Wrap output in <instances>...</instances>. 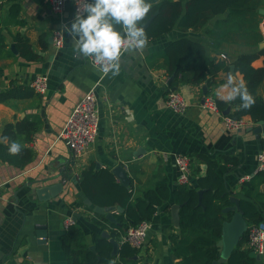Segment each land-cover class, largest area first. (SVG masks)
Instances as JSON below:
<instances>
[{"label": "crops", "instance_id": "0c3cea01", "mask_svg": "<svg viewBox=\"0 0 264 264\" xmlns=\"http://www.w3.org/2000/svg\"><path fill=\"white\" fill-rule=\"evenodd\" d=\"M260 1V9L264 10V0ZM12 4L19 6L18 23H11L8 16ZM183 11L182 4L180 14ZM74 16L73 0H67L59 15L50 10L47 0H0V29L7 50L11 52V56L0 58V91L7 90L11 81L29 86L36 77H45L48 83L43 95L0 103V136L8 123L26 117L38 121L31 139L23 142L19 138L18 141L32 151L30 163L19 169L0 160V264H68L60 243L67 219H71L81 231L84 244L89 248L93 246L95 249V238L99 237L114 240L119 252L123 236L111 237L109 224L113 223L103 217L108 224L101 227L97 224L100 218L92 211L93 206L89 210L84 204L88 198L82 192L79 180L81 172L88 168L111 171L122 165L130 180L132 203L146 190L154 188L161 178L167 180L172 194L179 186L174 164V156L178 154L194 158L187 184L193 187L206 171L205 165L197 162V155L221 158V163L227 156L234 157L237 164L227 165L225 185L231 196L239 200L237 193L244 182L240 179L248 181L258 172V158L262 152L260 143L264 137L262 134L257 137L251 130L259 121L254 122L245 116L242 118L243 128L227 130L219 115L200 108L202 96L207 94H203V84L185 83L173 87L161 52L172 41L187 37L200 42L208 57L224 62L229 72L238 73L234 71L237 57L257 51L263 41L264 15L259 24L262 40L257 46L239 41L233 33L222 39V31L216 24L224 15L205 16L195 28L181 29L172 25L167 34L149 41L142 53L124 54L117 76H104L88 59L75 55L67 33L60 48L56 49L50 42L53 32L60 30L63 24L70 25ZM17 36L26 38L32 52L42 59L27 61L20 57L13 46V38ZM252 65L262 67L263 58L259 57ZM229 72L219 71L214 78L216 85L206 88L215 101H221L216 90L226 82ZM183 76L190 80L193 72L187 71ZM91 88L98 97L97 136L85 154L75 157L74 166H71L66 160L72 156L71 150L56 137L75 104ZM173 89L188 105L184 114L167 108L166 97ZM258 93L264 99V80ZM70 169L75 182L70 178L66 180L61 192L48 201H38L28 186L36 180L68 173ZM56 182L58 179L48 183ZM259 193L264 195V184L259 186ZM172 205L177 203L171 196L148 222L146 243L137 250L133 258L135 264H178L179 259L173 255L170 241V236L177 234L179 228L174 226L171 218ZM118 213L113 212V216ZM39 226L47 233L45 243H40L41 239L36 237ZM102 232H106L109 238H103ZM241 249H246L245 243ZM118 252L112 254L113 260L108 264H121ZM254 264H264V254L258 261L254 260Z\"/></svg>", "mask_w": 264, "mask_h": 264}, {"label": "trees", "instance_id": "16d2710c", "mask_svg": "<svg viewBox=\"0 0 264 264\" xmlns=\"http://www.w3.org/2000/svg\"><path fill=\"white\" fill-rule=\"evenodd\" d=\"M150 2L153 9L146 20L155 12L157 15L146 28L149 41L167 34L172 25L181 29L195 28L205 16L211 18L223 15L224 18L216 24L222 31V39H227L228 33H233L234 38H238L239 41L255 46L262 40L259 32V24L263 18V14L259 12L260 0H177V2L150 0ZM182 4L184 11L180 14ZM18 14L19 6L12 4L8 13L11 23H18L16 20ZM1 32L0 29V58L11 56ZM13 46L17 54L27 61L42 59L32 52L26 38L18 36L13 38ZM161 55L166 62L168 76L172 77L173 87L191 83L203 84L208 89L216 85L214 78L219 71L229 72L224 62L215 61L206 55L205 48L200 42L187 37L172 41L163 49ZM259 57L263 58V66L255 68L252 63ZM187 71L193 72L190 80L183 76ZM234 71L243 76L255 98V104L248 110H242L239 108L241 103L239 99L232 103L216 101L219 111L223 113L229 108L227 116L234 120L249 116L254 122L264 121V99L258 93L259 86L264 80V47L255 52L240 54L234 63ZM36 94L29 86L11 81L7 90L0 91V103L28 99ZM37 124L36 119L30 120L28 117L16 123H8L3 127L0 138L8 137L9 143L18 142L19 138H22L23 142L29 141L37 130ZM260 145L261 151H264V138L261 139ZM31 157L32 151L24 146L19 155L12 156L8 152V146L0 142V160L8 165L24 169L30 163ZM190 157L194 163L193 156ZM220 159L197 155V162L204 164L206 171L203 176L197 178L196 187L179 185L171 194L167 180L161 178L156 181L154 188L146 190L134 203L131 202L130 186H121L107 169L93 171L88 168L82 171L79 186L92 206L122 207L123 212L114 215L116 223L109 224L113 238L124 236L129 227L149 222L158 208L172 196L177 205H182L179 209L178 233L170 236L172 252L179 259L178 264H211L219 257L220 248L217 242L221 237L222 223L230 218L229 214L221 212L222 208L230 205L231 194L225 185L227 165L237 164L234 157H225L223 163ZM261 184H264V170L258 171L248 181L241 183L237 193L240 197L239 207L248 226L264 223V195L259 193ZM199 190L203 191L200 203L197 193ZM87 209L91 210L90 207ZM96 216L100 218L97 224L101 227L108 224L103 216ZM246 239L247 231L224 264H254V260L249 257L250 251L241 249ZM60 243L68 264H108L113 260L112 245L109 241L96 237L95 251H92L84 244L83 234L73 224L66 227L65 233L60 237ZM136 254L135 249L122 243L118 259L121 264H135L133 258Z\"/></svg>", "mask_w": 264, "mask_h": 264}, {"label": "clouds", "instance_id": "9594fccd", "mask_svg": "<svg viewBox=\"0 0 264 264\" xmlns=\"http://www.w3.org/2000/svg\"><path fill=\"white\" fill-rule=\"evenodd\" d=\"M153 9L150 0H83L73 21L60 26V35L70 37L73 52L78 57L91 59L93 66L104 76H117L124 54H140L148 47L149 37L144 26ZM216 96L225 103L239 99V108L248 110L255 104L243 76L227 74L226 82L217 88ZM12 156L19 155V142L9 143L0 138ZM114 264V262H111Z\"/></svg>", "mask_w": 264, "mask_h": 264}, {"label": "built area", "instance_id": "2783aa9c", "mask_svg": "<svg viewBox=\"0 0 264 264\" xmlns=\"http://www.w3.org/2000/svg\"><path fill=\"white\" fill-rule=\"evenodd\" d=\"M50 10L59 15L64 10L67 0H47ZM74 13H77L79 6L82 8L83 0H73ZM60 30L54 31L52 35V44L57 49L63 44V37L59 34ZM88 61L93 65L92 60ZM103 76V75H102ZM29 87L35 93L43 95L48 88L47 79L45 77H36ZM98 97L91 88L74 106L68 116L63 129L58 133L56 139L65 142L74 157H80L85 154L88 147L93 144L98 132ZM166 105L169 110L177 114H184L188 108L186 101L182 96L172 91L167 94ZM203 110L210 111L219 115L223 121L224 127L229 131H237L245 126L242 119L234 120L228 116H224L218 109L216 101L212 97L210 91L202 96L199 104ZM258 171L264 170V151L259 155ZM174 164L177 169V183L179 185H187L190 179V170L193 160L189 155L178 154L174 156ZM241 178L240 181H245ZM67 226L73 224L71 219L65 221ZM149 229L148 222L140 223L137 226L129 227L123 236V243L128 244L131 248L140 250L146 243L147 231ZM245 247L256 255L264 254V224H254L247 228V239Z\"/></svg>", "mask_w": 264, "mask_h": 264}, {"label": "water", "instance_id": "95a60500", "mask_svg": "<svg viewBox=\"0 0 264 264\" xmlns=\"http://www.w3.org/2000/svg\"><path fill=\"white\" fill-rule=\"evenodd\" d=\"M259 12L264 15V10L260 9ZM157 15V12L153 13L144 23L145 28L148 27L150 22L153 20V18ZM264 29V24H263ZM52 39H50V42ZM259 49L264 47V35H263V41L258 45ZM233 69V67H232ZM172 77H170V80ZM169 83V82H168ZM173 89L172 91H174ZM206 87H202L203 94L206 93ZM229 108H227L223 115L227 116L229 114ZM258 126L251 131L255 134H257V137L259 134H262L264 137V121H259ZM71 166H74L75 163V157L72 155L68 159ZM65 165V164H64ZM113 176L119 181L120 185L123 187H128L130 184V180L123 168L122 165H118L114 167L111 170ZM72 169L68 170V173H61L59 175H52L51 177H47L44 179L36 180L33 183H30L28 186L30 187V190L33 192L35 197L40 202H45L50 200L51 198L56 197L62 190L63 183L66 182V180H72L75 182V177H71ZM56 183H48L52 180H57ZM199 196V203L202 196L203 191L199 190L198 192ZM230 205L225 206L222 208L221 212L223 214H229L230 218L229 220H226L222 223L221 227V237L219 241L217 242V246L220 248L219 257L217 260L213 261L211 264H224L229 259L230 255L234 251V249L238 246L239 242L241 241L242 237L247 231L248 225L245 219L242 216L241 209L239 207V198L235 196H231L229 198ZM84 204L92 207L91 202L86 199L84 201ZM182 205H172L171 206V218L173 220L174 226L179 227V209ZM93 213L97 215L103 216L107 221L110 223H116V220L113 216V212H119L122 213V208L119 205H113V206H107V207H100V206H93L92 207ZM101 236L103 238H109V235L106 232H102ZM37 239H41L40 243H45L47 238V233L45 231L44 227L39 226V229H37L36 232ZM42 241V242H41ZM109 242L112 244V254L116 255L118 252V245L117 243L109 239ZM90 250L95 251L94 247L91 246ZM249 257L253 260L258 261L259 255L254 254L253 252L249 253Z\"/></svg>", "mask_w": 264, "mask_h": 264}, {"label": "rangeland", "instance_id": "374dc122", "mask_svg": "<svg viewBox=\"0 0 264 264\" xmlns=\"http://www.w3.org/2000/svg\"><path fill=\"white\" fill-rule=\"evenodd\" d=\"M263 22H264V20H263Z\"/></svg>", "mask_w": 264, "mask_h": 264}]
</instances>
